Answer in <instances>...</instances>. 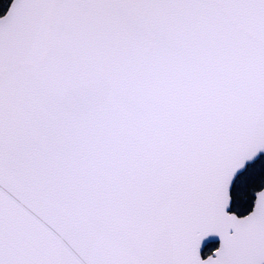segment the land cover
I'll list each match as a JSON object with an SVG mask.
<instances>
[{
  "label": "snow or ice",
  "instance_id": "obj_1",
  "mask_svg": "<svg viewBox=\"0 0 264 264\" xmlns=\"http://www.w3.org/2000/svg\"><path fill=\"white\" fill-rule=\"evenodd\" d=\"M0 264H264V0H0Z\"/></svg>",
  "mask_w": 264,
  "mask_h": 264
}]
</instances>
